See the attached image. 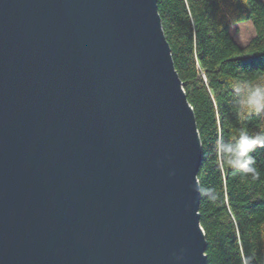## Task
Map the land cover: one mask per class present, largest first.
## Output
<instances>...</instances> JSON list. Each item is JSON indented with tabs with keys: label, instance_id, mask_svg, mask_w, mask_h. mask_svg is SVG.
Listing matches in <instances>:
<instances>
[{
	"label": "water",
	"instance_id": "water-1",
	"mask_svg": "<svg viewBox=\"0 0 264 264\" xmlns=\"http://www.w3.org/2000/svg\"><path fill=\"white\" fill-rule=\"evenodd\" d=\"M202 162L158 0H0V264H207Z\"/></svg>",
	"mask_w": 264,
	"mask_h": 264
},
{
	"label": "trees",
	"instance_id": "trees-1",
	"mask_svg": "<svg viewBox=\"0 0 264 264\" xmlns=\"http://www.w3.org/2000/svg\"><path fill=\"white\" fill-rule=\"evenodd\" d=\"M176 70L193 107L203 162L200 223L207 264H264V147L252 153L257 174L221 162L217 143L243 131L264 134V116L241 115L233 88L264 84V0H158ZM250 20L255 34L241 46L232 25Z\"/></svg>",
	"mask_w": 264,
	"mask_h": 264
},
{
	"label": "clouds",
	"instance_id": "clouds-1",
	"mask_svg": "<svg viewBox=\"0 0 264 264\" xmlns=\"http://www.w3.org/2000/svg\"><path fill=\"white\" fill-rule=\"evenodd\" d=\"M233 91L237 94L241 115L264 116V84L250 85L247 82H242L234 87ZM257 147H264V134H249L247 131L241 132L234 143H225L221 138L216 146L222 163L226 160L230 168L253 176L257 174V170L254 166L255 160L252 153ZM174 175V171L169 172V176ZM208 193H212L213 200L217 198L213 189H205L198 194L204 196ZM183 259L184 250L181 249L179 254L174 256V260L179 264ZM244 264H249L247 258Z\"/></svg>",
	"mask_w": 264,
	"mask_h": 264
},
{
	"label": "rangeland",
	"instance_id": "rangeland-1",
	"mask_svg": "<svg viewBox=\"0 0 264 264\" xmlns=\"http://www.w3.org/2000/svg\"><path fill=\"white\" fill-rule=\"evenodd\" d=\"M231 33L234 39L241 45L245 46L255 34L254 27L250 20L239 22L232 25Z\"/></svg>",
	"mask_w": 264,
	"mask_h": 264
}]
</instances>
